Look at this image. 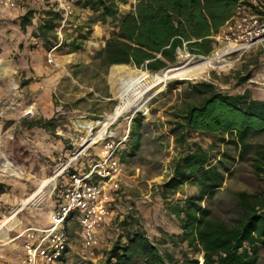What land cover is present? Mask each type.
<instances>
[{
    "label": "rangeland",
    "instance_id": "374dc122",
    "mask_svg": "<svg viewBox=\"0 0 264 264\" xmlns=\"http://www.w3.org/2000/svg\"><path fill=\"white\" fill-rule=\"evenodd\" d=\"M132 2L120 0V12L128 10ZM46 5L32 8L31 22L25 27L21 25L20 14L7 13L0 5V148L11 161L8 165L0 156V182L4 184V191L0 192V225L37 190L43 178L48 179L74 154L79 153L73 164L83 169L105 156V144L110 140L121 172L118 187H109L111 213L98 232L99 244L93 249L94 254L83 248L80 226L70 219L66 251L59 260L43 264H102L105 252L119 233L116 225L121 214L138 218L161 250H169L177 258L188 252L201 260V251L178 238L181 225L170 211L172 204L197 196L196 184L185 180L166 199L159 195V186L173 175V158L184 150L177 146L171 133L178 120L174 114L191 92V83L211 81L228 94L248 89L253 98L264 99V46L256 45L240 58L217 57L211 60V66H197L188 74L172 75L161 81L156 78L161 71L133 64L118 67L114 64L108 69L99 65L93 56L104 45L115 22L109 19L106 24L92 23V11L76 0L55 30L57 44L53 47L45 44L36 33L48 10ZM72 40H75L72 46L81 47L72 50L69 45ZM221 47L222 44H216L213 52L204 57H212ZM204 57L181 49L177 62L168 68L191 65ZM142 74L144 78L128 96L135 98L142 94L140 102L146 104V111L131 108L105 126L103 121L123 102L122 80ZM39 118L52 121L46 127L25 124ZM136 118L141 119L139 125ZM131 129L136 130L139 138L134 149L130 147ZM188 142L211 148L213 153L220 150L227 154L225 165L230 169L225 173L223 186L210 201L214 214L230 219L237 190L264 188V179L254 174L251 165L264 135L252 140L250 153L242 159L238 158L236 147L222 141L219 135L191 132ZM52 189L53 182L47 183L32 202L18 211L17 220L14 218L0 228V264H22L26 229L46 226L53 205ZM201 202L205 206V196ZM258 264H264V246Z\"/></svg>",
    "mask_w": 264,
    "mask_h": 264
},
{
    "label": "trees",
    "instance_id": "16d2710c",
    "mask_svg": "<svg viewBox=\"0 0 264 264\" xmlns=\"http://www.w3.org/2000/svg\"><path fill=\"white\" fill-rule=\"evenodd\" d=\"M119 1L76 0L92 11V23L106 24L109 19L115 22L93 59L105 69L112 64H133L162 71L177 62L178 49L209 55L215 47L214 35L232 17L240 0H135L123 12H120ZM47 4L48 10L36 35L53 47L57 44L55 30L63 12L54 4ZM32 14V8L20 14L22 27L31 22ZM74 43L72 40L69 45ZM80 47L75 44L72 50ZM174 115L178 120L171 133L177 146L184 150L173 158V175L159 186V195L166 199L185 180L196 184L197 196L172 204L170 211L181 225L178 238L201 251L203 259L189 256L188 252H182L177 258L169 250H161L138 218L121 214L116 225L119 233L105 252L102 264H258L260 249L264 246V188L237 190L230 219L214 214L210 201L223 186L225 173L230 169L225 165L228 157L224 151L213 153L211 148L197 142L189 143L188 135L191 132L219 135L222 141L236 147L238 158L242 159L250 153L252 140L264 135V99L253 98L248 89L228 94L211 81L191 83V92L185 95ZM51 121L39 118L25 124L46 127ZM140 121V118L135 119L137 125ZM132 132L138 135L136 130L131 129ZM136 140L133 149L139 145V138ZM218 153L221 154L218 156ZM251 165L254 174L264 179V142L252 156ZM71 170H74L72 165ZM65 176L66 173L59 177L52 194L54 204L61 199ZM3 191L4 184L0 182V192ZM203 196L207 201L205 206L201 202Z\"/></svg>",
    "mask_w": 264,
    "mask_h": 264
},
{
    "label": "built area",
    "instance_id": "2783aa9c",
    "mask_svg": "<svg viewBox=\"0 0 264 264\" xmlns=\"http://www.w3.org/2000/svg\"><path fill=\"white\" fill-rule=\"evenodd\" d=\"M41 1L54 4L65 15L71 12L70 7L75 0ZM1 2L6 8L21 9L29 6L32 0ZM214 39L215 46L222 44V47L215 50L211 59L231 55L240 58L254 46H264V0H240L234 14L214 35ZM112 146V142L107 140L105 156L83 169L73 164L79 153L74 154L47 179V183L53 182L52 196L59 177L66 173L62 180L61 199L50 211L48 225L26 229L22 264H43L59 260L69 245L67 223L70 219H75L80 226L83 248L90 255L94 254L93 249L99 244L98 232L111 213L109 202L112 196L109 187H118L121 172L120 162L114 155L116 149H112ZM71 165L74 170L70 171Z\"/></svg>",
    "mask_w": 264,
    "mask_h": 264
},
{
    "label": "bare ground",
    "instance_id": "6f19581e",
    "mask_svg": "<svg viewBox=\"0 0 264 264\" xmlns=\"http://www.w3.org/2000/svg\"><path fill=\"white\" fill-rule=\"evenodd\" d=\"M212 59L210 57H205L203 59H201L198 62H195L194 64L191 65H187V66H180V67H175V68H167L162 70L160 73H158L156 75V78H159L161 81L166 79L169 76L172 75H177V74H184L187 73L189 71H191L192 68L194 67H205V65H212ZM116 67L119 66V64L115 65ZM204 69V68H203ZM115 70H112V74H115ZM195 71V70H192ZM191 71V72H192ZM169 72H171V74L169 75ZM198 72V71H197ZM188 74V73H187ZM144 78V74L142 75H138V76H131V77H127L124 78L122 80V85H121V93L120 96L123 100L122 104L117 105L111 114H109L106 119L103 121L104 125H109L110 123L114 122L120 115H122L125 111H128L131 108L140 110V109H147L146 104L145 103H141L140 102V98L142 96V94H138L135 98H131L128 96L129 92L140 83V81ZM146 111V110H145ZM1 147V146H0ZM0 156H3L5 159V163L10 165L11 161L9 160L10 158H8L5 154L3 155V151L0 148ZM48 180L47 178H43L40 181V184L37 188V190L32 193L31 195H29L27 198H25L21 205L19 207H17V209L11 214V216H9L6 220H4V222L0 225V228L7 224V223H11V221L15 218L16 219V214L18 213V211H20L25 205L29 204L30 202H32V200L37 196L38 193L42 192L44 187L46 186ZM17 220V219H16ZM15 220V221H16ZM9 225V224H8ZM201 258V256H200Z\"/></svg>",
    "mask_w": 264,
    "mask_h": 264
},
{
    "label": "crops",
    "instance_id": "0c3cea01",
    "mask_svg": "<svg viewBox=\"0 0 264 264\" xmlns=\"http://www.w3.org/2000/svg\"><path fill=\"white\" fill-rule=\"evenodd\" d=\"M134 2H135V0H134ZM134 2H132V3H134ZM132 3H130V6H131ZM0 5H2L1 0H0ZM41 5L44 6V7L47 6L46 2L45 1H41V0H32V2L30 3L29 6H27L25 8H21V9H9V8L4 7L3 5L2 6L4 7L5 10H7V13L18 15V14L23 13L28 8L39 7ZM179 50H181V49H178V51ZM178 51H177V53H178ZM112 65H114V64H112ZM131 134H132L131 135L132 139L130 140V147L133 148L135 143L138 142V140H136L138 138V135L136 133H133V132ZM133 134H136V135L134 136ZM54 206H55V204L53 202V205H51L50 211L52 210V208ZM50 211H49V213H50ZM48 218H49V215H48ZM48 223H49V221L47 222L46 225H48Z\"/></svg>",
    "mask_w": 264,
    "mask_h": 264
},
{
    "label": "water",
    "instance_id": "95a60500",
    "mask_svg": "<svg viewBox=\"0 0 264 264\" xmlns=\"http://www.w3.org/2000/svg\"><path fill=\"white\" fill-rule=\"evenodd\" d=\"M203 259V258H202ZM202 259H201V261H202Z\"/></svg>",
    "mask_w": 264,
    "mask_h": 264
}]
</instances>
